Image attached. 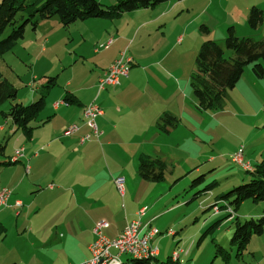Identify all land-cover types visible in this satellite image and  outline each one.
Here are the masks:
<instances>
[{
	"label": "rangeland",
	"instance_id": "rangeland-1",
	"mask_svg": "<svg viewBox=\"0 0 264 264\" xmlns=\"http://www.w3.org/2000/svg\"><path fill=\"white\" fill-rule=\"evenodd\" d=\"M98 2L110 5L113 0ZM214 9L220 10V7L214 5ZM137 11L142 12H125L117 19H100V23H125L126 19L130 20L129 23H143L148 19V14L144 12L146 10ZM188 19L186 12L178 13L177 10L164 19L174 23V34L182 37L174 49L177 60L172 63L177 70L173 72V77H178L180 83L178 101L186 106L187 112L184 123L179 124L174 135L184 137L182 149L185 154L176 162L175 172L165 169L163 180H124L121 191L114 179L124 162L129 169H138V161L132 157L135 147L111 154L100 139L97 142L99 148L82 150L83 144H79L75 137L62 136V115L68 106L52 109L55 102L62 101L67 90L75 89L85 79L91 82V74H95L94 80H97L101 74L100 68H104L101 63L105 62L107 54H95L92 41L91 45L83 43L80 37L72 33L77 25L84 23L82 26L85 27L91 25L92 20L77 21L68 28L62 26L57 16L40 20L35 32L37 35L44 32L40 39L37 40L36 34L28 27L12 51L0 57V75L15 86L17 101L25 105L42 94L41 82L44 83L46 77H55L54 85L44 93L42 110L31 122L34 127L31 138L21 130H15L11 119L2 115L1 112H7L9 102L0 105V126L4 128L0 131V148L3 151L0 153V181H7L14 173L15 179L19 176V183L29 178L30 183L33 182L32 178L37 180V186L26 182L15 193L20 198L24 197L26 202L31 198L35 203L28 219L30 228L33 227L34 232L39 234L35 238L36 246H41L39 240L50 239L41 250L35 251L34 264H41V261L44 264H83V258L90 255L87 242L90 237L91 241L94 239V234L88 232L93 218L98 222L106 221L107 226L101 231L108 238H113L125 227L134 210L137 208L138 211L143 206L147 210L141 221L145 223L153 218L151 227L159 232L151 240L158 250L156 260L159 262L167 260L173 251L184 249L187 253L180 254V264H264V231L262 234L252 233L240 253L230 242L236 220L243 223L264 216V201L246 199L236 208L232 205L233 209L221 207L227 205L221 198L225 193L251 178V173L232 161V156L242 149L243 161L252 169L264 159V75L257 77L248 64L235 86L226 91L217 108H198L189 82L190 75L195 71L198 48L207 37L225 48L226 33L221 35L223 26L227 30L226 27L232 24L204 23L209 31L212 30L210 37L200 28L195 30L196 24L199 27L201 23H188ZM246 19L248 14L247 17L246 14L236 15L240 34L242 31L239 30H242L241 25ZM246 26L251 29L248 23ZM102 28L97 30L101 31ZM252 34L256 35L246 36L254 39L264 36V17L260 31ZM42 47L46 51L37 55ZM224 53L228 58L232 56L230 50L225 49ZM262 65L264 67V60ZM69 107L81 118L77 106ZM145 125L141 122L130 127L143 128ZM151 126L155 130V124ZM55 132L58 136L55 142L46 140ZM32 139L39 142L35 147L38 149L34 151L39 158L27 154L16 163L2 164L9 161L16 149L33 143ZM202 151H207L208 155L199 156ZM62 153L67 155L62 156ZM210 156L215 160L203 162ZM64 165L69 169L63 171ZM26 166L29 167L28 173L24 172ZM215 207L219 208L217 213L214 212ZM58 224L60 244H56L53 238V230ZM25 232L23 230L21 233ZM218 247L222 249L218 250ZM111 252L116 253L113 249ZM120 257L122 261L130 258L128 254Z\"/></svg>",
	"mask_w": 264,
	"mask_h": 264
},
{
	"label": "crops",
	"instance_id": "crops-1",
	"mask_svg": "<svg viewBox=\"0 0 264 264\" xmlns=\"http://www.w3.org/2000/svg\"><path fill=\"white\" fill-rule=\"evenodd\" d=\"M214 5H218L220 10L214 9ZM253 6L264 11V0H180V2L175 3L169 0L149 8L130 11H135V14H138L142 11L137 10H146L144 12L148 14V19L143 23H129V19H126L125 23H100V19L103 20L104 18H89L86 20L91 19V25L85 27L82 26L84 23L77 25L72 33L80 37L83 43L86 42L91 45L92 41V45H94L92 51L97 55L105 53L107 54V58L105 62L101 63V67L104 68H100L101 74H99L97 80H94L95 74H91V82L85 79L75 89L67 90L68 93L63 95L62 101L58 106H55L57 102L52 105L53 110H59L61 105L68 106L62 115V136L65 138L75 137L79 144H83L82 150L98 147L97 142L100 139H102L111 154L135 147L132 157L137 159V161L140 155H147L152 158L158 157L164 161L167 170L175 172L176 162L179 161V157L185 154L182 149L185 140L183 141L184 137L174 135V133L179 128V124L184 123V117H187L186 106L180 104L178 101V86L180 83L177 80L178 77H173V72L177 70L174 69L172 63L173 60H177L174 49L179 44L178 42L182 41V37L179 34H174V23H170L171 21L168 20L164 21V19H167L173 11L177 10L178 13L186 12L188 14V23H201V25H205L206 27L209 23H226V26L232 24L228 26H233L234 31L239 36L246 37V35H256L252 33L260 31L261 26L252 31L246 26L248 23L246 19L241 25L242 30H239L242 31V34H240L236 24V15L239 13L246 14L247 17L249 9ZM189 13L193 14L190 15ZM160 21L162 22L158 23ZM197 25L195 30L200 28ZM43 26H45V23ZM99 27H103L101 31L97 30ZM37 29L36 27L32 32L36 34L34 36L38 40L44 35V32L38 34V36L35 33ZM208 33L211 37L212 30L208 31ZM225 33L226 29L223 26L221 35L224 36ZM263 38L264 36L260 39ZM110 39L111 42L106 48L102 47L103 49H98L101 48L99 47L100 44H104ZM207 39L211 38L207 37ZM33 44H36V42ZM24 47L26 48V45ZM45 51L46 48H39V54L37 55H41ZM122 51L126 54L128 52L129 55H127L132 58L128 75L121 77L118 85H108L99 90V79L103 76L108 66L119 57ZM77 54L84 57L80 52H77ZM42 83L43 81L41 85ZM66 96L72 97L75 99V102L70 103L66 101ZM88 103H95L103 109V114L96 118L97 128L100 132L98 136L91 133V130L85 125L82 118L83 107ZM69 106H77L80 110L81 118H78L77 115L79 113L72 111ZM165 114L172 115L178 120L175 126L168 128V131H162L156 124L160 117ZM141 122L146 123L143 128L130 127L131 124H140ZM73 124L79 128L71 135H64L63 131ZM152 124H155V130H152ZM3 129L0 126V131H3ZM163 132L166 133L163 134ZM86 134H89V137L80 142L79 138ZM57 137V132H55L53 136L46 140H53L52 142H55ZM19 139L20 137L18 141ZM31 142L33 143H26L22 145L23 147L19 148H23L24 157L30 154L33 158H39V154L34 152L38 149L35 147H37L39 142L37 139H32ZM206 154L208 155L207 151H202L199 153V156L205 157ZM66 155L67 153H62V156ZM183 160L185 163L187 162V160ZM214 160L215 158L210 156L206 160H203V162H212ZM5 162H8V164L16 163L10 161V157L9 161ZM14 167L18 168L17 166ZM120 167L117 177H123L128 182L143 179L138 173L137 168L129 169L125 162ZM65 169L69 168L64 165L62 170L64 171ZM24 172H29L28 166H26ZM15 177L14 173V176L7 181H0V190L3 188L11 190V194L7 199L9 206L0 207V230L3 231L0 234V264H34L35 251L41 250L50 239L45 240L44 238L39 240L38 243L41 246H36L35 238L39 234L38 232H34L33 227L30 228L31 222L28 219L29 213L35 203L33 199L28 197V202H26L24 197L20 198L15 193L26 182L30 183V178L27 181L23 180L19 183V176L16 179ZM32 180L33 182L30 184L37 186V180L35 178H32ZM16 200L21 201L22 205L15 207L13 203ZM136 209L133 215L128 217L127 222L134 219V215L137 212ZM150 220L153 221L154 219ZM97 222L95 218L91 220V225L88 229L90 234H94L93 227ZM59 227L60 224L53 230V238L56 244L61 243V231L58 230ZM23 230L26 232L21 233ZM87 243V248H89L92 243L91 237ZM89 258L90 255L88 258H83V260L86 261ZM41 264L44 263L41 261Z\"/></svg>",
	"mask_w": 264,
	"mask_h": 264
},
{
	"label": "trees",
	"instance_id": "trees-1",
	"mask_svg": "<svg viewBox=\"0 0 264 264\" xmlns=\"http://www.w3.org/2000/svg\"><path fill=\"white\" fill-rule=\"evenodd\" d=\"M169 0H113L110 5H103L98 0H0V57L12 51L24 35L26 28L35 30L39 21L57 16L64 28L77 21L89 18L115 19L122 13L140 8H149ZM248 26L256 29L263 24L264 13L260 8L251 7L248 11ZM200 30L208 33L205 25ZM225 48L213 39L204 40L198 48L195 57V71L190 75L189 82L197 107L211 110L218 107L226 91L235 86L240 79L244 67L251 65L257 77L264 75V38L254 39L240 37L235 34L234 27L228 26L224 38ZM225 49L232 51V56H225ZM55 83V77H46L41 85L42 94L37 100L25 105L17 101L15 86L6 77L0 75V105L9 102L7 112H1L11 119L15 130H21L28 138L31 137V124L44 106V93ZM70 103L75 102L70 96L65 97ZM172 115H163L156 124L162 131H168L177 123ZM0 148V153L1 152ZM2 164H8L3 162ZM166 164L158 157L140 155L138 158V173L145 180L161 181L164 179ZM251 178L245 184L234 187L221 198L227 204L222 208H234L246 199L264 201V159L256 167L248 171ZM200 178V177H199ZM194 182V181H193ZM233 209V208H232ZM230 214H228L229 216ZM264 231V216L251 218L240 223L235 221V229L230 242L240 253L249 242L252 233L262 234ZM3 231L0 230V234ZM222 249L218 247V250ZM179 260V259H178ZM173 260L172 255L165 261L155 258L133 259L122 261L123 264H180ZM14 264V263H11Z\"/></svg>",
	"mask_w": 264,
	"mask_h": 264
},
{
	"label": "built area",
	"instance_id": "built-area-1",
	"mask_svg": "<svg viewBox=\"0 0 264 264\" xmlns=\"http://www.w3.org/2000/svg\"><path fill=\"white\" fill-rule=\"evenodd\" d=\"M111 39L104 44H100L99 47L106 48ZM132 58L126 56L124 52L116 58L107 68L103 76L98 81V89L101 90L108 85H118L121 77L127 76L130 69V64ZM61 102L55 103V106H58ZM103 114V109L95 104L88 103L83 107V119L85 125L91 130V133L95 136L100 134L96 118ZM79 127L75 124L67 127L63 134L68 136L76 131ZM89 137V134L81 136L80 142H83ZM243 150L239 149L233 156L232 161L239 164L245 171L249 170V164L244 163L242 158ZM23 156V148H18L14 151V155L10 157V161H18ZM116 187L121 191L123 190L124 178L116 177L114 179ZM11 194V190L8 188H3L0 190V207L9 206L7 204V199ZM13 205L19 207L22 205L21 201L16 200ZM147 209L145 206L140 207L136 212L137 217L128 221L125 227L119 232L114 238H108L102 233V228L107 226L105 221H99L93 227L94 239L89 246L90 249V258L87 259L83 264H110L115 261L116 258L120 257L122 254H147L149 258H155L158 255V250L154 247V250L151 253H144L143 239L146 235V232L142 230H137L136 220L142 218V210ZM219 211V208H215V213ZM153 227L150 225V230ZM115 250L116 253H112L111 250ZM186 254L187 250L180 249L175 252V260L180 258V254Z\"/></svg>",
	"mask_w": 264,
	"mask_h": 264
},
{
	"label": "bare ground",
	"instance_id": "bare-ground-1",
	"mask_svg": "<svg viewBox=\"0 0 264 264\" xmlns=\"http://www.w3.org/2000/svg\"><path fill=\"white\" fill-rule=\"evenodd\" d=\"M16 162V161H15ZM253 170L251 166H249V170ZM217 208V207H215ZM147 209L142 210V217L145 215ZM151 220L143 223L141 221V218H138L136 220V228L137 230H142V232H146V235L143 239V247H144V253H151L154 250V245L151 243V240L154 239V237L159 233L156 228H153L150 230ZM175 252L172 253V259L175 260ZM130 257L136 258V259H148L149 255L147 254H131ZM110 264H122L121 257L116 258L115 261L111 262Z\"/></svg>",
	"mask_w": 264,
	"mask_h": 264
}]
</instances>
